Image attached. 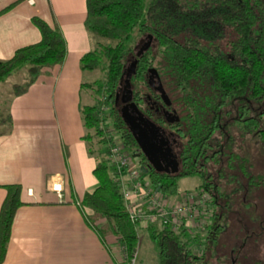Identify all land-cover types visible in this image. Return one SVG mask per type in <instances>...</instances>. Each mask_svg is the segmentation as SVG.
Listing matches in <instances>:
<instances>
[{"label":"trees","instance_id":"16d2710c","mask_svg":"<svg viewBox=\"0 0 264 264\" xmlns=\"http://www.w3.org/2000/svg\"><path fill=\"white\" fill-rule=\"evenodd\" d=\"M30 22L38 30L39 40L16 49L10 58L0 60V86L15 71L26 67L27 79L11 85L13 95L24 93L43 69L61 64L66 53L63 37L55 26H49L37 16H32ZM83 26L93 36L114 41L113 45H99L79 61L80 68L89 71L103 62L104 77L82 84L96 96L93 104L80 107L82 123L87 130L84 138L91 146L92 137L97 138L99 147L107 142L102 128H106V119H109L123 146L135 151L137 145L120 117L114 98L120 84L123 87L128 84L127 91L142 110L140 96L147 89L145 73L149 66L158 72L162 86L167 80L171 89L179 93L168 99L179 117L177 127L184 160L181 171L167 175L149 168L144 158L138 159L137 163L147 167V182L167 196L177 192L178 178L196 175L201 179L199 191L214 207L201 243L205 246L202 245L199 255L193 254L190 242L198 243L199 240L196 236L192 238L194 240L189 237V227H181L177 232L167 226L159 229L147 226L144 229L155 245L157 264L203 262L207 245L213 240L216 242L223 229L229 230V208L236 201L233 199L237 190L233 187L226 191L223 186L239 180L234 171L242 174L247 189L264 181V171L261 176H257L259 170L250 174L251 167L256 165L248 158V151L240 155L233 152L222 164L226 139L221 135L219 122L221 113L236 103L238 112L244 116L240 120V136L246 140L249 134L253 135L264 160V108L251 109L247 105V102H264V0H149L146 3L144 0H85ZM149 38V45L157 46L155 52L147 48L137 56L138 48ZM152 62L158 64L153 66ZM126 66L131 69L129 78L125 76ZM152 116L156 122L162 123L161 117ZM5 119L9 117L5 116L0 122ZM89 152L92 151L89 149ZM260 167L264 168V161ZM92 173L97 186L81 199V205L91 211L86 220L102 243L107 236L115 237L129 258L136 247L138 228L130 221L124 207L117 184L118 174L102 156L96 161ZM139 173L142 174L140 170ZM3 189L0 263L4 259L14 212L23 204L18 184H7ZM230 203L232 205L228 207ZM260 203V210L256 213L259 228L257 223L247 229L245 222L238 224L237 236L240 232L245 236L236 237L235 241L244 242L249 233L264 236V202ZM251 228L258 231L251 232ZM249 263L250 260L246 262ZM252 264L264 262L255 260Z\"/></svg>","mask_w":264,"mask_h":264},{"label":"crops","instance_id":"0c3cea01","mask_svg":"<svg viewBox=\"0 0 264 264\" xmlns=\"http://www.w3.org/2000/svg\"><path fill=\"white\" fill-rule=\"evenodd\" d=\"M84 15L85 0H0V60L39 40L32 16L55 26L66 48L62 63L43 69L24 93L10 90L0 117H9L0 122V203L7 184L20 186L23 203L0 264H115L119 256L116 238L102 243L86 220L90 209L81 205L97 186L92 170L101 154L84 138L80 107L90 103L82 84L92 81L79 61L108 43L84 28Z\"/></svg>","mask_w":264,"mask_h":264},{"label":"rangeland","instance_id":"374dc122","mask_svg":"<svg viewBox=\"0 0 264 264\" xmlns=\"http://www.w3.org/2000/svg\"><path fill=\"white\" fill-rule=\"evenodd\" d=\"M149 0H144L146 3ZM106 40L110 45L114 44V41L109 39ZM105 45V44H104ZM156 45L152 44L149 45L148 49L151 50V52H155ZM103 62H101L102 65ZM153 66H156L157 62H152ZM101 65L98 68H95L94 70H91L90 72L86 73L85 79L86 81H94L97 79H102L104 77V73L101 70ZM154 68V67H153ZM156 68V67H155ZM24 67L19 69L18 71H15L10 77H8L0 86V117L3 116L5 105H6V98L8 97V94L11 90L10 85L12 83H20L21 81H24L26 78V71H24ZM264 79V77H263ZM165 85L162 86L164 89L165 94L168 98H174L175 95H178L176 91H173L171 89V85L167 83V80L164 81ZM84 93H86L85 90H83ZM88 99L90 104H93L96 96L93 93L91 89L88 90ZM236 103H234L233 106H230V110L227 112H222L219 117V122L221 125V135L224 136L225 140V150L223 151V154L225 157L222 160V164L224 165V161L227 160V155L235 152L237 154H245L246 151L250 154L248 157L250 160L254 161V164L256 167L252 168L251 165V172L250 174H254L255 171H257L258 175L261 176V172L264 171V168H261L263 160L262 151L259 148L258 143L255 139H253V135L249 134V137H247L246 140H242L240 133L242 131L241 129V122L240 120L244 117L242 113H239L236 107ZM247 105L251 107V109H262L264 108V102L261 104L253 103V102H247ZM177 106V104H176ZM172 108H174L173 105H171ZM178 107V106H177ZM178 115V114H177ZM106 125L107 128H109L110 121L109 119H106ZM230 139V140H229ZM92 147L95 148L96 152H99L101 155L104 153V150L101 149L102 146L99 147L96 137H92L91 140ZM96 159L98 160V154L95 155ZM134 167L138 168V163L135 161H132ZM234 162V160H232ZM210 168V166H209ZM237 170V168L235 169ZM247 170H249L247 168ZM226 169L224 170V172ZM256 173V174H257ZM233 175V174H232ZM234 175H237L238 181H233L232 184L226 183L223 187L227 191L229 189H236L237 196L234 197L233 200H236L234 205L231 203L228 205L230 207L232 205V208H229L230 210V216H229V230H224L217 235L216 242L213 240L210 244L207 245L208 251L206 252V260L201 262L200 260H195L194 264H236L239 262V256H246L250 259V263L252 264L254 261L253 258L256 260L258 259L260 262H264V236H254L255 234H250L249 230L247 232L249 234L246 239H244V242L235 241L236 237H242L245 234H242V232L238 235V224L241 223V225L245 222L244 227L247 229L248 226L252 227L253 223L256 224L259 228V220L256 216L258 213V209L260 210L261 201L264 202V181L257 186H251L250 188L245 187V179L242 177L241 173L239 174L237 171H234ZM142 181H147V177L145 173L139 174ZM228 178V177H227ZM249 180V179H248ZM264 180V179H263ZM255 179H253V182ZM242 185L241 186L239 183ZM201 184V179L196 176H184L177 179V192L173 195H169L168 197L172 198L173 201L177 200L179 198V195H176L177 193L181 192H194L195 200H197V209H196V215L194 219H192L191 222H188V228L189 237L192 239L195 236L197 237L196 241L190 242L192 244V252L195 255H199L202 245L201 244L206 235L207 232V225L209 224V214L212 212V209L214 208L211 203H209L208 198L205 194L201 193L199 190ZM161 193V192H159ZM262 199V200H261ZM239 206V207H238ZM240 208V209H239ZM244 208V209H243ZM228 209V208H227ZM217 211H220L219 208H217ZM193 223V224H192ZM192 224V225H191ZM184 227V226H183ZM246 229L244 231H246ZM256 231L251 228V232ZM258 231V230H257ZM256 231V232H257ZM137 233V243L135 250L133 252L134 254V264H157L158 258L156 254V248L152 240L149 238L148 232L146 229H138L136 231ZM194 240V239H192ZM200 243V244H199ZM220 249V250H219ZM219 250V252H218ZM205 251V248L203 249Z\"/></svg>","mask_w":264,"mask_h":264},{"label":"built area","instance_id":"2783aa9c","mask_svg":"<svg viewBox=\"0 0 264 264\" xmlns=\"http://www.w3.org/2000/svg\"><path fill=\"white\" fill-rule=\"evenodd\" d=\"M102 133L107 142L103 144L105 153L101 156L118 174L117 184L130 221L137 228L153 226L159 229L167 226L175 232L183 226L189 227L188 222L194 219L198 204L194 192L177 193L179 198L175 201L169 195L159 193L147 181H142L139 168L134 167L132 162L135 151L123 146L112 125L102 128ZM51 189L57 196L60 195L59 183L54 182ZM119 251L115 264H134V254L127 258L121 248Z\"/></svg>","mask_w":264,"mask_h":264},{"label":"flooded vegetation","instance_id":"af4514ba","mask_svg":"<svg viewBox=\"0 0 264 264\" xmlns=\"http://www.w3.org/2000/svg\"><path fill=\"white\" fill-rule=\"evenodd\" d=\"M129 67L131 68L132 66ZM150 67L151 66L146 69L145 73L147 89L146 91L142 92L140 96V101L142 102L144 108L140 110L136 105L143 119V122L139 123V125L144 136V141L149 144L153 151L152 159L156 161V166L161 168V171L158 173L174 175L181 171L182 164L184 162L182 159L183 157L181 156L182 146L180 141V133L177 127L179 117L175 111V108L171 107V103L168 106H165L162 102L158 91L155 89L157 86L156 76L158 77V80L161 84L160 77L157 71L156 74H149L147 70ZM124 70L126 71V78H129L131 69L127 68L126 66ZM124 83H127L126 80H124ZM127 85L128 84L123 87L120 84L118 90L115 93L114 104L118 107V109H120L123 105H127L128 107V103L134 102L131 96L130 99L127 98ZM127 111L130 113V115H132V117L136 115L129 107L127 108ZM152 114H154V116L156 114L158 117H161L162 123L160 124L156 122ZM176 117L178 118L177 120L175 119ZM134 153H139L138 147L135 149ZM141 158H144L146 160V165L153 169L148 164L146 157L142 153H139L138 159ZM239 257V262H242V264H246V262L250 260L246 256ZM252 260L255 261L254 258ZM256 261L259 260L256 259Z\"/></svg>","mask_w":264,"mask_h":264},{"label":"water","instance_id":"95a60500","mask_svg":"<svg viewBox=\"0 0 264 264\" xmlns=\"http://www.w3.org/2000/svg\"><path fill=\"white\" fill-rule=\"evenodd\" d=\"M150 44V39L145 41L137 50L136 55L139 56L143 51H145L148 46ZM148 73H154L156 74V70L153 67H150L148 70ZM150 78V76H149ZM157 78V86L155 87V89L158 91L159 96L162 100V102L164 103L165 106H168L170 104V101L167 97V95L165 94L164 90L161 87V84ZM127 98L130 99L131 93L130 91L127 92ZM130 108L131 111L134 112V114H136L134 117H132V115H130V113L127 111V108ZM128 107L127 105H123L120 109H119V114L121 119L123 120L125 126L127 127L128 131L131 133L138 149H139V153H142L147 161L148 164L153 168L154 171L156 172H160L161 168L159 166H156V161H154L152 159V149L150 148L149 144L146 143L144 141V136L141 132V128L139 123L143 122V119L141 117V114L139 112V110L137 109V106L135 105L134 102H130L128 103ZM176 120L178 119L177 117L175 118ZM151 124V123H150ZM138 154L134 153V161H138ZM139 170L141 173H145L147 171V167H144L143 165H139L138 166ZM158 189V187L156 188Z\"/></svg>","mask_w":264,"mask_h":264}]
</instances>
